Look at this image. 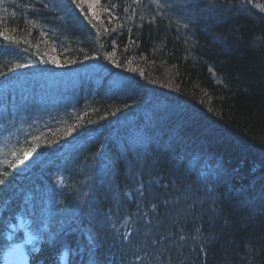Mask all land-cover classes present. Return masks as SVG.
I'll return each instance as SVG.
<instances>
[{
  "label": "trees",
  "instance_id": "obj_1",
  "mask_svg": "<svg viewBox=\"0 0 264 264\" xmlns=\"http://www.w3.org/2000/svg\"><path fill=\"white\" fill-rule=\"evenodd\" d=\"M20 219L30 264H264V0H0V264Z\"/></svg>",
  "mask_w": 264,
  "mask_h": 264
},
{
  "label": "rangeland",
  "instance_id": "obj_2",
  "mask_svg": "<svg viewBox=\"0 0 264 264\" xmlns=\"http://www.w3.org/2000/svg\"><path fill=\"white\" fill-rule=\"evenodd\" d=\"M26 226L24 227V229ZM24 246L17 245L11 247L5 254V264H25Z\"/></svg>",
  "mask_w": 264,
  "mask_h": 264
},
{
  "label": "snow or ice",
  "instance_id": "obj_3",
  "mask_svg": "<svg viewBox=\"0 0 264 264\" xmlns=\"http://www.w3.org/2000/svg\"><path fill=\"white\" fill-rule=\"evenodd\" d=\"M70 131H71V130H70ZM25 155H27V153H26Z\"/></svg>",
  "mask_w": 264,
  "mask_h": 264
}]
</instances>
